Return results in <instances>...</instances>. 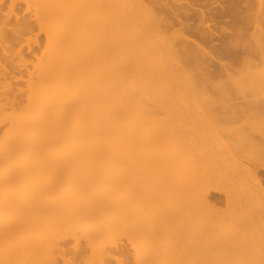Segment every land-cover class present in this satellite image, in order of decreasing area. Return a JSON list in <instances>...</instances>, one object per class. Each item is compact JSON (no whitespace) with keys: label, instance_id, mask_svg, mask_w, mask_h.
<instances>
[{"label":"bare ground","instance_id":"6f19581e","mask_svg":"<svg viewBox=\"0 0 264 264\" xmlns=\"http://www.w3.org/2000/svg\"><path fill=\"white\" fill-rule=\"evenodd\" d=\"M257 1L263 18L264 0ZM8 2L9 16L17 18L21 3L32 19L8 29L0 21V264H48L83 252L97 264H126L119 247L130 237L129 123L139 120L130 107L140 109L139 97H169L194 89L199 77L210 79L204 49H162L143 0ZM33 27L38 32L30 36ZM19 39L37 46L32 58L14 46ZM252 45L262 64L227 69L229 79L264 81V41L255 36ZM191 133L179 139L162 132L153 140L212 141L197 142L204 134ZM169 157L153 148L155 164Z\"/></svg>","mask_w":264,"mask_h":264},{"label":"rangeland","instance_id":"374dc122","mask_svg":"<svg viewBox=\"0 0 264 264\" xmlns=\"http://www.w3.org/2000/svg\"><path fill=\"white\" fill-rule=\"evenodd\" d=\"M143 1L144 14L154 17L149 23L159 35V46L197 43L204 49L202 58L211 78L199 77L192 91L161 96V101L160 96L159 100L139 97L144 99L140 109L130 107L129 116L139 115V120L131 118L129 123V147L135 159L128 191L130 237L122 246L125 250L119 247L120 258L126 264H264V81L229 79L225 73L247 62L262 64L252 45L255 36L264 41L258 1ZM8 6V0H0V21L7 29L32 19L21 3L17 18L9 16ZM33 30L30 36L38 32ZM33 44L19 39L14 46L32 58L38 50ZM191 66L199 69L198 63ZM187 128L207 136L197 137V142L208 138L211 143L178 140L159 145L153 140L162 132L187 137L191 133ZM158 147L173 156L162 166L152 158ZM48 264L97 263L83 252L52 257Z\"/></svg>","mask_w":264,"mask_h":264}]
</instances>
